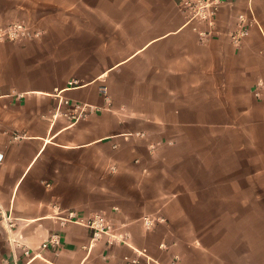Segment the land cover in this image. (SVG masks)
Wrapping results in <instances>:
<instances>
[{"label":"crops","instance_id":"1","mask_svg":"<svg viewBox=\"0 0 264 264\" xmlns=\"http://www.w3.org/2000/svg\"><path fill=\"white\" fill-rule=\"evenodd\" d=\"M15 20L40 33L0 38V264L131 252L69 210L102 213L160 262L248 264L236 247L264 212V0H221L206 36L177 0H0V26ZM63 98L95 108L70 117ZM143 215L163 220L145 229Z\"/></svg>","mask_w":264,"mask_h":264},{"label":"built area","instance_id":"2","mask_svg":"<svg viewBox=\"0 0 264 264\" xmlns=\"http://www.w3.org/2000/svg\"><path fill=\"white\" fill-rule=\"evenodd\" d=\"M220 2L221 0H177L179 8L185 12L187 22L193 23V28L197 29L201 36H206L211 31V28H213ZM238 21L237 27L231 34L235 41H238L247 32V19L242 13L238 15ZM196 23H205L209 28H197ZM39 33L40 30L31 28L26 22L21 20L10 21L0 26V38L2 39L21 40L37 36ZM69 83H72V80ZM100 90L103 97L110 103L107 87L101 85ZM63 102L70 104L72 107L71 110L64 111L63 113L74 118L83 116L95 108L94 105L88 102L70 100L69 98H63ZM17 136L19 135H14V137ZM2 157L3 152L0 150V161ZM62 219L74 220L87 226L91 233V240L98 238L102 234H106L108 242L129 246L131 252L123 253L116 264H176L179 258L178 254H174L168 262H160L156 258H153L144 248L132 245L129 241V232L127 230H116L114 225L102 213L93 212L88 216H82L69 210L65 216H62ZM160 220H163V217L150 215H143L141 217L142 225L145 229L153 228L155 223ZM48 244L52 246L59 244L58 232H51L47 240L42 242V246ZM159 246L163 247L165 243L159 242Z\"/></svg>","mask_w":264,"mask_h":264},{"label":"rangeland","instance_id":"3","mask_svg":"<svg viewBox=\"0 0 264 264\" xmlns=\"http://www.w3.org/2000/svg\"><path fill=\"white\" fill-rule=\"evenodd\" d=\"M258 201L264 205V196ZM253 204L258 205L259 202H253ZM244 221L250 228L246 226L244 229L245 234L241 240L245 241L238 244L236 250L246 252L248 264H264V212L246 214Z\"/></svg>","mask_w":264,"mask_h":264}]
</instances>
